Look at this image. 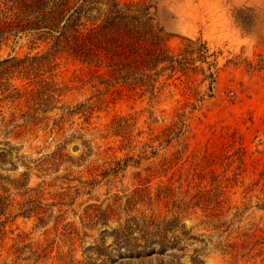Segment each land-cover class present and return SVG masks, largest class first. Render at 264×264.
Returning a JSON list of instances; mask_svg holds the SVG:
<instances>
[{
	"label": "rangeland",
	"instance_id": "374dc122",
	"mask_svg": "<svg viewBox=\"0 0 264 264\" xmlns=\"http://www.w3.org/2000/svg\"><path fill=\"white\" fill-rule=\"evenodd\" d=\"M113 1L93 0L102 11ZM118 2L150 4L163 49L186 71L132 90L91 81L57 55L11 82L19 98L0 91V177L11 194L0 264H101L88 248L138 214L175 218L195 239L173 264H264V0ZM3 37L0 61L46 52L32 34ZM45 83L55 99L24 95ZM59 149L61 163L49 158ZM116 162L127 166L103 177ZM36 200L40 209L17 215ZM92 205L112 209L107 224L87 217Z\"/></svg>",
	"mask_w": 264,
	"mask_h": 264
},
{
	"label": "trees",
	"instance_id": "16d2710c",
	"mask_svg": "<svg viewBox=\"0 0 264 264\" xmlns=\"http://www.w3.org/2000/svg\"><path fill=\"white\" fill-rule=\"evenodd\" d=\"M97 5L101 3H94L93 0H0V44L6 40L3 35L11 32L13 36L18 33L32 34L30 42L46 47L44 54L37 52L32 57L9 56L1 60L0 91L13 94L7 98H19V90L11 82L18 78L29 80L32 71L36 73L49 67L51 57L57 55H67L86 68L91 81L97 79L101 85L119 84L132 90L143 87L146 91L153 90L161 73L186 71L185 63L177 61L163 49V29L155 15L150 13V4L121 5L117 0L104 11ZM102 69H105L104 73L100 72ZM41 89V93L31 90L24 95L28 94L31 101L35 95L43 94L51 99L58 95V90L51 84L45 83ZM68 115H73V112L69 111ZM59 151L53 152L49 158L54 162H63L65 155ZM6 154L0 153V162L5 160ZM126 164L116 162L115 168L102 176L116 175ZM11 186L13 190H19L25 185L17 183ZM10 195L9 188L0 177V241L11 218ZM73 202L49 206H70ZM33 205L36 210L40 209L39 201H28L20 206L17 215L31 212L29 208ZM87 209L90 212L86 215L90 220L96 219L95 222H101V225L109 222L112 213L109 207L101 210L92 205ZM39 212L42 215L39 220L44 221L50 216L51 209L49 213L44 210ZM174 222H177L175 218L169 220L153 214H138L122 223L119 219L117 227L108 232L102 231L99 243L88 250L101 264H173L183 258L185 242L195 240L184 230V225L175 227ZM176 232L178 236H175ZM107 236L112 240L109 246H105ZM110 249L117 252L115 259L111 258ZM35 257L37 263L40 254ZM190 262L200 264L194 256H190Z\"/></svg>",
	"mask_w": 264,
	"mask_h": 264
}]
</instances>
